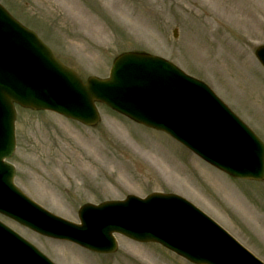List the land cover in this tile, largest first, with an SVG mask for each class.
<instances>
[{
  "label": "rangeland",
  "instance_id": "374dc122",
  "mask_svg": "<svg viewBox=\"0 0 264 264\" xmlns=\"http://www.w3.org/2000/svg\"><path fill=\"white\" fill-rule=\"evenodd\" d=\"M39 1L21 9L23 23L84 80L107 77L124 51L166 58L206 81L264 141V68L255 56L264 44V0H115L119 11L109 9L108 0ZM134 24L145 30L138 32ZM99 109L100 124L87 127L18 108L17 149L10 160L16 184L75 222L85 203L175 193L264 260V182L230 179L168 135L104 105ZM0 219L56 264H190L159 244L123 236L115 254L99 256Z\"/></svg>",
  "mask_w": 264,
  "mask_h": 264
},
{
  "label": "water",
  "instance_id": "95a60500",
  "mask_svg": "<svg viewBox=\"0 0 264 264\" xmlns=\"http://www.w3.org/2000/svg\"><path fill=\"white\" fill-rule=\"evenodd\" d=\"M264 64V46L256 51ZM101 101L147 126L167 131L210 163L237 178L264 179V145L202 82L169 61L124 53L110 78L77 74L57 60L38 36L0 6V212L54 238L97 252H114L113 232L142 242L156 241L200 264H263L184 199L154 194L143 200L85 205L82 225L45 211L14 185L5 163L15 150L14 103L49 109L95 125ZM52 264L36 248L0 223V264Z\"/></svg>",
  "mask_w": 264,
  "mask_h": 264
},
{
  "label": "bare ground",
  "instance_id": "6f19581e",
  "mask_svg": "<svg viewBox=\"0 0 264 264\" xmlns=\"http://www.w3.org/2000/svg\"><path fill=\"white\" fill-rule=\"evenodd\" d=\"M126 6H128V4H126ZM107 7H108L109 9H111V10H113V9L115 8L117 11H119V8H118V6L116 5L115 0H108ZM69 9H70V10H76L77 13H78V15L82 16V12H81L80 9H78V8H74V7H70ZM88 25H89V24H88ZM94 25H95V24H91V25H89V26L92 27V26H94ZM133 26L135 27V29H136L138 32H139V30H141V32L145 30V28H144V24H137V25L134 24ZM92 30H96L97 32H99V31H98L97 29H95V28H93Z\"/></svg>",
  "mask_w": 264,
  "mask_h": 264
},
{
  "label": "flooded vegetation",
  "instance_id": "af4514ba",
  "mask_svg": "<svg viewBox=\"0 0 264 264\" xmlns=\"http://www.w3.org/2000/svg\"><path fill=\"white\" fill-rule=\"evenodd\" d=\"M6 7L9 9L18 12L21 4L27 5L29 3V0H0Z\"/></svg>",
  "mask_w": 264,
  "mask_h": 264
}]
</instances>
